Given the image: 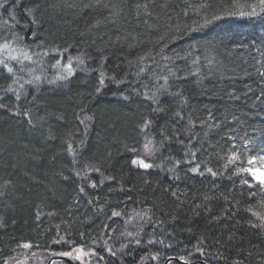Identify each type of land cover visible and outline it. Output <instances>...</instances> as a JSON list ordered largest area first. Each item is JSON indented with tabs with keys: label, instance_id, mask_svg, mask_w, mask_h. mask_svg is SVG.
<instances>
[{
	"label": "trees",
	"instance_id": "obj_1",
	"mask_svg": "<svg viewBox=\"0 0 264 264\" xmlns=\"http://www.w3.org/2000/svg\"><path fill=\"white\" fill-rule=\"evenodd\" d=\"M256 21L262 0H0V36L49 54H26L0 91V264L22 243L264 264V186L234 166L264 135ZM67 56L71 74L51 69ZM142 127L166 152L149 156L156 172L132 163Z\"/></svg>",
	"mask_w": 264,
	"mask_h": 264
},
{
	"label": "bare ground",
	"instance_id": "obj_2",
	"mask_svg": "<svg viewBox=\"0 0 264 264\" xmlns=\"http://www.w3.org/2000/svg\"><path fill=\"white\" fill-rule=\"evenodd\" d=\"M243 14L241 16H245V17H250L251 15H253L255 13V10H250V9H247L245 7H243ZM231 19L233 21V18L232 17H227V19ZM254 32L251 34L252 37H255L257 38V41H252L250 43V46L252 47V52L254 55L258 54L260 51V49H263L264 50V25L261 21H256L255 22V26L253 28ZM247 33L244 32V37H247L249 36L246 35ZM18 35V31L17 30H14V32H11V33H6L2 36H0V60L1 58L5 55V52H8V53H13V52H18L20 54V59H24V57L26 56L25 53L27 54H40L41 55H44V56H48L49 54L47 53L46 50H43V49H35V48H27V47H23V42L21 39H19L17 37ZM237 35H241V33L237 34ZM259 43H261V46H258ZM5 44L8 45L7 48L3 47ZM80 58L81 60L84 58L83 55L81 54L80 55ZM75 58H69L68 56L65 57V58H60V59H56L54 60V64H52V68L51 69H58L60 70V68L63 66V65H66V64H69L71 63V61H74ZM79 59V58H78ZM73 65V64H71ZM166 68V66H165ZM264 68V67H263ZM262 67H259L257 66V69H259V75L262 76V79L264 78V70H263ZM14 75L16 77H19V71L17 69V67H13L12 69ZM7 76V72L4 68L3 65H1L0 63V80L2 79L4 82L3 83H0L3 88L0 90L1 91V94L2 95H7L11 90H12V83L11 81L8 79V77L6 78ZM151 85H154L152 83H149ZM48 85V84H47ZM5 111H6V106L4 107ZM143 130H146L144 127L141 128L140 130V134H141V140H143V143L144 144H149V145H152L154 147V149H159L158 146L160 145H155L154 142H152L148 137H147V132L146 131H143ZM153 132V131H152ZM151 133V132H150ZM149 133V137H152V134ZM158 135V136H157ZM156 136L154 134V138H156L163 146H164V137L163 135H161L160 133H158ZM156 140V141H157ZM161 147V146H160ZM153 150V149H150L149 151V156H153L155 155L156 151ZM182 150V149H181ZM159 152H164V149L161 151L160 149L158 150ZM248 153L250 154H260V156L262 154H264V135L262 136L261 140H259V143L257 142L256 145H250L249 146V150H248ZM162 155V154H161ZM249 156V154H245L242 156V158H240V162H237L234 166L236 167V170L238 169L240 172H243L245 173L244 169V164H245V161L247 159V157ZM135 157H133L132 161L135 160ZM162 157H164L162 155ZM165 162H161L158 167H160L162 170L165 169L166 167V171H168V161L166 160V158L163 159ZM146 161H150V159H146ZM134 165V164H133ZM182 165V164H181ZM137 166V165H136ZM261 164L258 166L260 167ZM139 168H141L140 166H137ZM198 174H200V176L202 177L203 175L209 173L207 172L208 171V167L205 166V165H202V164H199L198 163ZM248 167H252L251 164L248 165ZM256 167V168H258ZM141 170H144L143 168H141ZM147 171H153L156 172L155 170H158L156 167L153 169V168H146ZM204 171V172H203ZM171 172H174L175 175H179L177 174L178 171H171ZM186 172V176H189L191 175V171H185ZM116 211V209H111V212L110 214H113L114 212ZM108 225H111L112 226V223H108ZM25 243H22L21 246H20V250L19 252H17L16 255L6 259L8 261V264H22L24 262H26V258L27 257H30L32 258L34 264H53L56 262V264H67L66 263V260H77L79 261V258H78V250H75L74 248L72 249H66L65 251H57V250H54V251H46L42 246H38V247H35V248H32L28 251V253H30L29 255H26V250H25V247L23 246ZM193 250L194 251H197L195 250V248L193 247ZM83 253H86V251L82 250ZM46 252H49V253H46ZM64 253H68L69 255H63ZM73 256L72 258H70V256ZM116 255V250H108L104 256L103 259H101L100 261H98L99 263H101V261H105L107 259H110L112 257H114ZM127 256H130V255H127ZM156 257H158V253L155 254ZM118 261L120 263H125V259L123 257V255L121 254V252L117 253L116 255ZM162 262L161 264H183V263H187L188 261L186 260H183L181 258H178V256L175 254V253H167L163 256L162 258ZM80 263H82L81 261H79ZM83 264V263H82ZM132 264H135V261H132ZM138 264V263H136ZM143 264H149V263H143ZM188 264H194V262H188Z\"/></svg>",
	"mask_w": 264,
	"mask_h": 264
},
{
	"label": "rangeland",
	"instance_id": "obj_3",
	"mask_svg": "<svg viewBox=\"0 0 264 264\" xmlns=\"http://www.w3.org/2000/svg\"><path fill=\"white\" fill-rule=\"evenodd\" d=\"M4 30H0V33H2ZM25 54H27V53H25ZM0 62H2L1 63V65H3L4 66V68H5V70H6V72L9 74V76H13L14 75V73H13V71H12V69H13V67H17V69H18V71H19V73H20V69L22 68V66H23V62H24V59H20V54L18 53V52H13V53H8V52H5V55L1 58V60H0ZM5 65L7 66V67H5ZM67 65H65V66H62L61 68H60V71L61 72H63V74L64 75H66L67 73H68V68L66 67ZM8 69H11V71L9 72L8 71ZM15 84V79L13 80V84H12V86ZM13 90V89H12ZM147 146V147H146ZM150 149H153V150H155L154 149V147L152 146V145H149V144H143L142 146H141V148L138 150V152H137V155H136V157H135V160H137V161H140V160H143L145 163H147V164H149V165H151L150 163H149V161H146V159L148 158L149 159V151H150ZM156 151V150H155ZM247 161H249L250 159H249V157H247V159H246ZM261 164V160L260 159H256V163H254V164H251L252 165V167H254V168H256V167H258L259 165ZM135 165H137V166H140V164L139 163H137V164H135ZM141 167V166H140ZM244 167H245V169L246 168H249L248 167V163L246 164V165H244ZM141 168H143V167H141ZM259 168V167H258ZM144 170H146V168H143ZM236 173H239L241 176H247V177H250L251 178V176L247 173V172H245V173H243V172H240L238 169L236 170ZM97 175L98 174H95V172H92L91 173V176L92 177H97ZM101 179V177H99V180ZM135 226V223H130V228H133ZM144 226L145 227H143V229H144V231H143V233H146V231H148V226H149V220H145L144 221ZM25 250L27 251L28 250V248H25ZM78 250V258H79V261H81L83 264H103L104 262L103 261H101V263H99L98 261H100L101 259H97V260H95L94 258H91L90 259V255L88 254V252H86V253H83V251L81 250V249H77ZM26 255H29L30 253H28V251L25 253ZM73 256L71 255L70 256V258H72ZM73 264H77V260H70ZM80 263V262H79ZM82 263H80V264H82ZM22 264H34V262H33V260H32V258H31V256L30 257H27L26 258V262H24V263H22ZM53 264H56V262L55 263H53Z\"/></svg>",
	"mask_w": 264,
	"mask_h": 264
},
{
	"label": "snow or ice",
	"instance_id": "obj_4",
	"mask_svg": "<svg viewBox=\"0 0 264 264\" xmlns=\"http://www.w3.org/2000/svg\"><path fill=\"white\" fill-rule=\"evenodd\" d=\"M262 2H264V0H262ZM218 18L219 17H215V16L213 17V19H218ZM3 47L7 48L8 45L5 44ZM25 58H28V57L25 56ZM0 63H2V62H0ZM5 67H7V66L5 65ZM66 67L69 69V74H71V69H72L71 64L67 65ZM8 71L10 72L11 69H8ZM101 83H103V80H101ZM233 158H235V157H233ZM256 159H257L256 157H253L251 160H249V164L256 163ZM260 160H261V166L259 168L249 167V168L244 169V171L247 172L252 177L253 180L257 181L261 186H264V157H261ZM132 163L133 164L139 163L140 166L143 168L151 167V165L145 163L143 160H140V161L133 160ZM193 171H196V169H193ZM245 183H248V181H245ZM114 215H118V213H114ZM23 246L25 248H28L31 245L28 243H25ZM63 255H69V254L64 253Z\"/></svg>",
	"mask_w": 264,
	"mask_h": 264
},
{
	"label": "water",
	"instance_id": "obj_5",
	"mask_svg": "<svg viewBox=\"0 0 264 264\" xmlns=\"http://www.w3.org/2000/svg\"><path fill=\"white\" fill-rule=\"evenodd\" d=\"M183 264H187V263H183Z\"/></svg>",
	"mask_w": 264,
	"mask_h": 264
}]
</instances>
